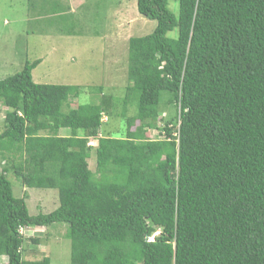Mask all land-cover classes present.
I'll use <instances>...</instances> for the list:
<instances>
[{
	"label": "trees",
	"instance_id": "trees-1",
	"mask_svg": "<svg viewBox=\"0 0 264 264\" xmlns=\"http://www.w3.org/2000/svg\"><path fill=\"white\" fill-rule=\"evenodd\" d=\"M136 1L156 27L129 38L118 100L74 107L85 89L35 83L40 60L0 80V264H51L22 231L54 224L70 264H264V0ZM11 172L58 208L31 216Z\"/></svg>",
	"mask_w": 264,
	"mask_h": 264
},
{
	"label": "rangeland",
	"instance_id": "rangeland-1",
	"mask_svg": "<svg viewBox=\"0 0 264 264\" xmlns=\"http://www.w3.org/2000/svg\"><path fill=\"white\" fill-rule=\"evenodd\" d=\"M172 5L176 13L177 4ZM99 7L103 8L97 15ZM155 27L156 21L138 13L136 0H0V80L20 72L27 61L40 60L32 72L35 83L85 89L72 99L74 107L98 103L100 95L94 91L97 87H103L104 93L118 100L128 85L129 38L146 36ZM6 112L7 108L0 103V134L5 129ZM165 113L170 119L175 110L166 108ZM104 118L108 123L102 131L113 136L125 126L121 118L108 120L106 114ZM102 131L101 136L105 137L107 133ZM60 134L68 135V131L62 130ZM150 137L159 138L155 131ZM98 144V139L89 143L94 148ZM92 155L89 166L95 171L96 156ZM6 166L0 157V170ZM8 178L16 198L28 196L31 216L49 214L58 208V190L27 189L12 172ZM22 233L30 240H40L38 244H24L25 259L48 256L51 264H70L67 225L30 227Z\"/></svg>",
	"mask_w": 264,
	"mask_h": 264
},
{
	"label": "clouds",
	"instance_id": "clouds-1",
	"mask_svg": "<svg viewBox=\"0 0 264 264\" xmlns=\"http://www.w3.org/2000/svg\"><path fill=\"white\" fill-rule=\"evenodd\" d=\"M164 115L166 116L167 114L165 113ZM104 119H105V118H104ZM104 119H103V120H104ZM106 120H107V119H106Z\"/></svg>",
	"mask_w": 264,
	"mask_h": 264
},
{
	"label": "crops",
	"instance_id": "crops-1",
	"mask_svg": "<svg viewBox=\"0 0 264 264\" xmlns=\"http://www.w3.org/2000/svg\"><path fill=\"white\" fill-rule=\"evenodd\" d=\"M23 68V67H22Z\"/></svg>",
	"mask_w": 264,
	"mask_h": 264
}]
</instances>
